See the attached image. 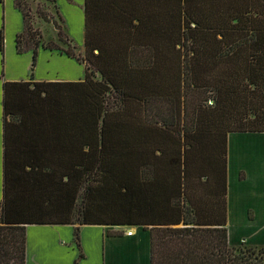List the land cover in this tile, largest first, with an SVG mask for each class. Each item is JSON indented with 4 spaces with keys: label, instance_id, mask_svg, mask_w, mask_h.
<instances>
[{
    "label": "trees",
    "instance_id": "1",
    "mask_svg": "<svg viewBox=\"0 0 264 264\" xmlns=\"http://www.w3.org/2000/svg\"><path fill=\"white\" fill-rule=\"evenodd\" d=\"M49 1L58 19H43L67 48L43 40L26 0H14L24 17L17 51L31 50L35 66L40 47L58 50L86 63V76L3 84L0 264H27L28 224L66 223L78 259L81 225L100 224L148 229L151 264H264V246H231L227 229V136L264 132V0H85L84 56ZM111 88L122 96L117 109ZM193 97L215 105L204 118L197 104L188 127ZM9 116L33 123L37 148L16 153ZM70 136L78 148L67 153Z\"/></svg>",
    "mask_w": 264,
    "mask_h": 264
},
{
    "label": "crops",
    "instance_id": "2",
    "mask_svg": "<svg viewBox=\"0 0 264 264\" xmlns=\"http://www.w3.org/2000/svg\"><path fill=\"white\" fill-rule=\"evenodd\" d=\"M60 14L80 54L85 52V0H58ZM24 28L22 12L14 0H0V204L4 186V87L5 81H81L85 63L58 50L40 47L33 66V52L19 53L16 35ZM53 40V39H52ZM56 41V40H53ZM33 76H32V68ZM16 152L37 148L38 130L24 119L13 120ZM71 139V136L68 140ZM81 141V138H79ZM70 144V142H69ZM87 147L85 146V149ZM227 229L229 243L264 246V132H230L227 136ZM80 249L73 224H28L27 264H151V233L141 226L129 228L100 224L81 225Z\"/></svg>",
    "mask_w": 264,
    "mask_h": 264
},
{
    "label": "rangeland",
    "instance_id": "3",
    "mask_svg": "<svg viewBox=\"0 0 264 264\" xmlns=\"http://www.w3.org/2000/svg\"><path fill=\"white\" fill-rule=\"evenodd\" d=\"M26 7H27L26 9L28 10V13L30 14L31 18L33 19V23H34L35 27L38 28L41 31V33L43 35V40L50 41V40L53 39V40H56V42L61 47L67 48V44L59 41L58 36H57V30L55 29L54 25L51 22H48L47 20L43 19V16H42V14L45 13V14H47V16H50L53 19H56V18L58 19V15H57L54 3L49 1V0H26ZM63 25H65V24H63ZM111 40H112V38H108V37H106V39H105L107 44L110 46L109 47L110 50L112 52L116 51V53L120 52L121 47L118 48V44L115 45V42L111 41ZM111 51L109 53H112ZM77 52L79 53V51H77ZM96 52H98V51H96ZM84 54H85V52H83V56H84ZM85 65L87 67L86 63H85ZM121 71H122V68H121ZM94 78L96 80H102V74L100 72L96 71V73L94 75ZM111 90H112V92L108 93V95H109V98H108L109 99V108L110 109L111 108L117 109L118 105L122 104V96L120 97L119 94L117 95L114 88H111ZM115 94H116L117 98H115ZM192 99H194L195 101L192 103L190 111H189V115L187 117V125H188V127H193L195 125V121H196V118H197V104L203 103L207 107L208 111L205 113V117L204 118H208L209 117L210 109L215 105V99L214 98H210L206 102L205 101L202 102V99H203L202 97H199V98L193 97ZM130 105L134 106L133 103H130ZM154 106L155 107L160 106L159 109H158L160 111V113L170 116V113H171L170 107L171 106H170V104H168V102L160 100L159 104L157 106L156 105H154ZM151 107H152V102L148 104V108H147V121H148L149 126L151 124L155 123V121L158 118V117L156 118L155 113L151 109ZM215 117L217 118V116H215ZM128 119L131 122V126L130 125L129 126L131 128L135 129L133 118H131V117L129 118L128 117ZM159 125L163 126L162 123H160ZM130 127H128V128H130ZM150 127L152 128V125ZM150 127H149V132H150ZM134 129L133 130H128L127 129L126 130L127 134H134L135 133ZM71 135H73V134H71ZM72 137L73 136H71L70 143L72 141H74ZM77 148H78V146L73 144V143H71L70 145H67V147H64V149L67 150V153H69L68 150L76 151ZM79 148H80V145H79ZM181 225L182 224H178V225H175V226H181ZM106 226L124 227V228H129L131 230H132V227H133V226H121V225H106ZM134 227H136V226H134ZM80 238H81V231H80ZM241 246L247 247L248 245H246V246L241 245ZM256 247H261V246H256ZM162 252H164L163 254H165V250L164 249H161V253Z\"/></svg>",
    "mask_w": 264,
    "mask_h": 264
},
{
    "label": "built area",
    "instance_id": "4",
    "mask_svg": "<svg viewBox=\"0 0 264 264\" xmlns=\"http://www.w3.org/2000/svg\"><path fill=\"white\" fill-rule=\"evenodd\" d=\"M127 233H128L129 235H131V234H133V231H132V230H129V231H127Z\"/></svg>",
    "mask_w": 264,
    "mask_h": 264
}]
</instances>
